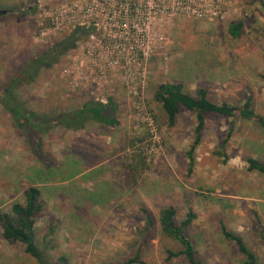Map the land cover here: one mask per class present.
<instances>
[{"label":"rangeland","instance_id":"obj_1","mask_svg":"<svg viewBox=\"0 0 264 264\" xmlns=\"http://www.w3.org/2000/svg\"><path fill=\"white\" fill-rule=\"evenodd\" d=\"M64 1L76 0H0V11H5L0 13V91L24 64L69 34L51 25L54 7ZM236 20L243 21L242 34L232 39L227 24ZM156 31L144 87L136 89L143 91L144 111L155 109L152 96L159 84L180 81L193 96L206 87L215 103L240 105L250 96L253 111L264 118V0H232L220 18H175L158 22ZM97 49V41L83 34L74 48L50 55L34 78V69H25L26 83L15 93L38 115L112 99L118 127L48 130L42 136L41 160L47 163L45 171L54 173H42L41 161L0 103V210L19 201L40 172L47 183L42 198L47 210L35 216V226L46 264L59 256L66 257L65 264H122L135 256L140 264H188L181 256L168 258L167 252L180 245L159 232L158 211L166 205L176 209V224L188 209L196 214L187 235L202 264H243L234 244L221 237L220 223L264 264V175L247 171L246 163L247 158L264 160V126L256 119L207 115L188 173L192 116L182 111L173 127L152 128L140 100L122 84L123 73H92L94 85L85 79L88 59ZM71 146L92 154L87 161L71 158ZM99 170L104 172L96 175ZM109 195L116 203H110ZM142 209L149 213L151 227ZM21 250L0 240V264H15L24 257ZM25 259V264H37Z\"/></svg>","mask_w":264,"mask_h":264},{"label":"trees","instance_id":"obj_2","mask_svg":"<svg viewBox=\"0 0 264 264\" xmlns=\"http://www.w3.org/2000/svg\"><path fill=\"white\" fill-rule=\"evenodd\" d=\"M19 9L24 10L23 7H19ZM242 29L243 21H230L227 24L226 33L232 39H237L241 36ZM85 33L86 32H84L82 28H77L70 32L63 40L49 48L48 52H44L39 57L32 59L26 66L24 64L15 77L11 78L8 83L1 87V106L6 114L11 117L15 128L23 133L28 149L41 161L42 167H44V171H40L42 173H54L53 170L49 171L47 169L48 171H45L47 163L41 160L42 153L40 150L42 136L48 133V130L59 126L66 130L80 132L95 126L116 128L119 125V121L117 120L118 115H116V104L112 99H108L107 103L88 100L76 110L38 115L35 111L29 109L26 102L20 99L19 95L15 93L19 84L26 83L28 70L25 71V69H28V67L30 69L33 68L34 71L30 76L34 78L41 65H47L46 61L49 59L50 55L57 56L60 53H65L74 48L76 40ZM208 93L209 91L206 87H199L194 96L190 95L186 92L184 84L180 81L161 83L153 91L152 101L156 104L155 109L158 111L154 109L149 113L154 127L158 129V126L161 124H167L168 127H173L178 115H180L182 111H186L193 118L191 126L192 141L185 153V158L189 163L188 173L191 172L194 163L193 154L200 144L206 122L205 117L207 115H217L229 119H256L264 126V118L256 115L252 109L250 96H248L242 104L234 105L226 102H212L209 100ZM45 126L47 129L43 131ZM232 130L233 127L230 128L229 134H231ZM224 143L223 141V145ZM78 147L79 150H76L74 146L70 147V152L68 153L69 157H78V159L82 161H87V158H90L88 154L91 152L87 150L88 148L85 151L82 146ZM217 154L222 155L220 152H217ZM246 163L248 164L247 171L264 175V160L247 158ZM60 166L63 168L62 165ZM40 172L36 173L31 184L22 191L19 201L13 202L7 210H0V240L10 247L17 245L22 247L21 254L24 257L15 260V264H25V257L35 260L37 264H46L42 249L37 243L38 233L35 226V216L42 211L44 212L46 209L42 198L43 193L46 191L45 186L47 183L41 180ZM101 172L102 171L99 170V173ZM96 173H98V171H96ZM109 197L108 200H111L110 203H116L113 197L110 195ZM121 198L122 196L118 199L121 200ZM118 199L116 200L119 201ZM51 209H54V207ZM142 212L145 215L147 226L151 227L152 219L149 213L144 209H142ZM176 214V209L171 205H166L158 211L160 234L171 237L180 245V250L176 252H167L168 258L171 259L181 256L188 264H202L201 260L196 257L195 246L191 240L192 235L191 237L187 235L192 222L196 219V214L191 209H188L185 217L181 219L179 224L175 223ZM219 227L220 235L223 240L233 243L237 252L244 257L243 264H259L255 254L244 244L243 239L239 235L228 230L223 223H220ZM65 260V256H59L57 261L51 264H65ZM140 263L138 256H135L127 259L122 264Z\"/></svg>","mask_w":264,"mask_h":264},{"label":"built area","instance_id":"obj_3","mask_svg":"<svg viewBox=\"0 0 264 264\" xmlns=\"http://www.w3.org/2000/svg\"><path fill=\"white\" fill-rule=\"evenodd\" d=\"M232 0H76L57 4L51 17L56 29L69 33L82 28L97 50L91 56L87 77L96 84L92 73H106L107 69L124 74L123 85L140 100L141 112L152 124L149 111H144L142 92L146 64L156 51L158 22L192 18L211 20L220 18ZM108 57L110 60H107ZM132 87V90H131ZM152 128L153 125H152Z\"/></svg>","mask_w":264,"mask_h":264},{"label":"crops","instance_id":"obj_4","mask_svg":"<svg viewBox=\"0 0 264 264\" xmlns=\"http://www.w3.org/2000/svg\"><path fill=\"white\" fill-rule=\"evenodd\" d=\"M81 132H82V131H81ZM71 158H73V157H71ZM76 161H77V160H76ZM106 171H107V170H106ZM102 172H104V171H102ZM102 172H101V173H102ZM91 173H93V171H91ZM87 174H90V173H87ZM95 174L98 175L99 172H98V173H95ZM95 174H94V175H95ZM98 181H100V180H98Z\"/></svg>","mask_w":264,"mask_h":264},{"label":"water","instance_id":"obj_5","mask_svg":"<svg viewBox=\"0 0 264 264\" xmlns=\"http://www.w3.org/2000/svg\"><path fill=\"white\" fill-rule=\"evenodd\" d=\"M0 13H5V11H2V12L0 11Z\"/></svg>","mask_w":264,"mask_h":264}]
</instances>
